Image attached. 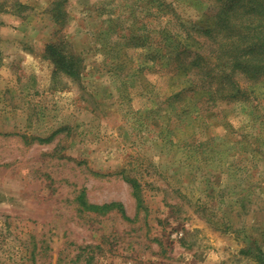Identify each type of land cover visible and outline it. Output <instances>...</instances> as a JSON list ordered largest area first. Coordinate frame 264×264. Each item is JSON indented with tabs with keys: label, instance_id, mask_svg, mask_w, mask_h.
I'll return each mask as SVG.
<instances>
[{
	"label": "rangeland",
	"instance_id": "obj_1",
	"mask_svg": "<svg viewBox=\"0 0 264 264\" xmlns=\"http://www.w3.org/2000/svg\"><path fill=\"white\" fill-rule=\"evenodd\" d=\"M213 4L0 0V264H261L264 83L204 125L156 74Z\"/></svg>",
	"mask_w": 264,
	"mask_h": 264
},
{
	"label": "trees",
	"instance_id": "obj_2",
	"mask_svg": "<svg viewBox=\"0 0 264 264\" xmlns=\"http://www.w3.org/2000/svg\"><path fill=\"white\" fill-rule=\"evenodd\" d=\"M213 2L212 11L207 13L213 22L211 26L198 30V48L178 45L168 57L165 55L172 70L156 71L160 78H168L169 86H174L167 90L171 93L163 102L167 103L171 98L181 101L196 96L198 104L202 103L197 115L200 113L203 116L204 125L210 122L208 112H212L213 108L215 110L219 104L254 102L257 96L253 88L264 83V0ZM54 46L49 43L47 48L51 51ZM54 57L57 67L65 74H78V57L68 58L60 52H54ZM178 110H182V106L175 111ZM80 200L94 211L108 210L116 205L114 202L86 204L83 194ZM257 258L264 264L261 252Z\"/></svg>",
	"mask_w": 264,
	"mask_h": 264
}]
</instances>
